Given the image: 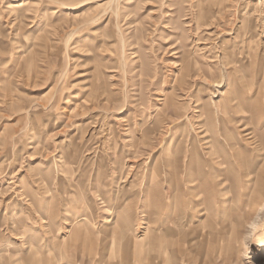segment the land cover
Here are the masks:
<instances>
[{"label":"rangeland","instance_id":"obj_1","mask_svg":"<svg viewBox=\"0 0 264 264\" xmlns=\"http://www.w3.org/2000/svg\"><path fill=\"white\" fill-rule=\"evenodd\" d=\"M194 144L196 172L228 178L216 207L240 203L242 233L228 237L232 210L197 219L185 195L174 264H264V0H0V264H169L177 226L145 200L154 176L167 203L175 170L186 185ZM149 224L167 236L150 242Z\"/></svg>","mask_w":264,"mask_h":264},{"label":"bare ground","instance_id":"obj_2","mask_svg":"<svg viewBox=\"0 0 264 264\" xmlns=\"http://www.w3.org/2000/svg\"><path fill=\"white\" fill-rule=\"evenodd\" d=\"M229 63H230V61H229ZM99 75V74H98ZM93 79H95V81L93 80V82H91L90 81V83H89V90L90 89H92V88H94V85H95V88H99V86L101 85L102 86V84H99L98 82H97V80H99V77L98 76H93ZM235 100H237L236 98L235 99H231L230 100V102L231 103H234V101ZM165 107H167V103H165V105H164ZM232 105L230 104L229 105V107H231ZM228 108V106H226L225 105V109H227ZM196 112H200L199 110H196ZM211 113H213V112H211ZM200 116H202V114L200 113V115H198V117H200ZM201 120V119H200ZM200 124V127H207L208 126V124H207V122H204V123H199ZM205 130V129H204ZM204 130H202V131H204ZM242 130H245L244 128L242 129ZM206 131V130H205ZM249 136L247 139H249V138H251V135H253V137H255V135H254V132L253 131H251V132H247V133H244V135L243 136ZM204 136V138H205V141H204V144L206 145L207 144V146L206 147H204V148H208L209 149V151L211 150V145H212V142L214 141L213 140V138H211V136H210V139H208V138H206V135H203ZM215 140H218L217 138L215 139ZM234 140V138L233 137H228V136H226V146L225 147H227V150L229 149V151L231 152V153H233V151H235V144H234V142H232ZM169 144V143H168ZM216 145V144H215ZM261 145V144H260ZM259 145V146H260ZM171 148H173L172 146H171V144H169L168 146H167V151L165 150V152H169L170 151V149ZM216 148V147H215ZM226 150V151H227ZM233 150V151H232ZM256 150H257V153H258V156L260 157H262L263 159H264V147H259V148H257L256 147ZM207 152V151H206ZM212 152H213V150H212ZM235 152H237V151H235ZM239 152V151H238ZM208 154V153H207ZM220 154V153H219ZM173 155H174V153H173ZM202 154L199 152V150H198V147H197V145H195L194 144V146L192 147V149H191V159L189 160V163H191V166L193 167L192 168V170H191V166L190 165H188V168H190V170H189V175H188V177H187V182H186V185H184L183 184V182H182V180H181V178H180V176L181 175H179L178 173H176V172H178L177 170H175V172H174V175H173V187L171 188V189H173V191H172V195H171V197H170V201L167 203V202H165V200L162 198L163 196V194L162 195H159V194H154V191H155V189L157 188V189H159L158 187L160 186V180H158L155 176L153 177V180H152V190H151V193H150V195H148V197L146 198V200H145V203H147V207H149L150 209V212H151V210L153 211V213H154V215L155 216H159V215H161V216H163V212L164 211H167L166 213H165V217L168 215H170L171 217H172V220L175 222V224L174 225H176L177 226V228H168L167 229V231H168V233H170V231L172 230L173 231V233H172V238H174L173 239V241H172V243H171V245H172V256H171V259L169 260V264H174L175 262H177V260H178V255L177 254H179V253H182L183 254V249L186 251V245H187V243L189 242L188 240H187V237H188V235H189V233L187 232V230H186V225L182 222V219H183V216H185L186 215V213H185V209H184V205H185V199H186V197H184L185 195H192V198H190L189 197V199H190V201H189V203H188V207L190 208V211H194L197 215H194L193 214V216L194 217H197V219H198V216H199V214H206L207 213V211H208V215L209 216H212V214H213V212L215 211V210H217V212H216V214L217 215H219V213L221 212V209H222V211L224 212V211H229L230 212V210H232V212H230V218L229 219H227V222H229V223H231V225H229L228 227L229 228H226L225 230H227L228 232H229V234H228V237L230 238V239H232V236H233V231L236 229V228H238V225L239 226H241V224H236L235 223V221L239 218V216L238 215H235V214H237L238 213V210H236V208L238 207V205L240 204H238L237 202H234V203H232V204H230V203H228V204H225V205H221L220 207V210H219V207H216V205H215V203H214V199L217 197L216 195V192H220V188H219V190H218V188H217V186H219V185H221V187L223 188V189H221V191L222 190H225L224 188L229 184L228 183V179H224L223 181L221 180V173H219L215 168H214V166H213V164H212V172H210V173H208L207 175H205V176H201L200 175V173L199 172H196L197 171V168L198 167H201V165H198V167L197 168H195L194 167V162H195V160H197V159H200V160H203L204 161V163H205V159H204V156L202 155ZM209 156V155H208ZM213 159H216V158H211V161L213 160ZM227 159V158H226ZM165 163L166 164H168V161H167V159L165 158ZM223 161H225V160H223ZM244 161H246L247 162V168H248V173L245 175V179H244V182H243V187L241 188V189H244V190H249L248 192H250V194H251V185H253V187H254V189H252V195H254L255 194V192L256 191H258V189L261 187V176L259 175L261 172H260V170H259V168H257V171H256V173H255V178H256V181L255 182H253V184H251L252 182V174H253V171H252V169L254 168H252V165H251V167H250V164L252 163L251 162V158H249L248 160H241L240 161V163H243ZM170 163H171V161H169ZM200 163L202 164V165H204V163L202 162V161H200ZM229 163V162H228ZM233 163V162H232ZM172 165H173V162L171 163ZM205 164H207V163H205ZM234 164V163H233ZM208 165V164H207ZM232 165V164H231ZM174 167V166H173ZM234 169H236L235 168V166L233 165L232 166ZM229 169V168H228ZM218 170L220 171V168H218ZM238 170V169H237ZM174 171V170H173ZM236 171V170H235ZM204 173H207V171H205ZM204 177V181L206 180V182H203V183H205L206 185L205 186H202V185H197V184H195L196 183V178L197 177ZM200 177H199V179H200ZM252 187V188H253ZM228 188V187H227ZM157 189H156V191H157ZM156 191H155V193H156ZM201 192L202 193H206L205 194V196H206V200H204V201H202V202H200L199 200H202L201 198H202V195H201ZM222 192H224V191H222ZM160 193H163V192H160ZM221 193V192H220ZM219 193V194H220ZM137 197V196H136ZM253 196H250V198H252ZM227 198V197H226ZM218 199V198H217ZM253 199V198H252ZM252 199H250V200H252ZM34 200H36L35 198H34ZM38 200V199H37ZM83 200V199H82ZM109 200V199H108ZM230 201V200H229ZM36 202L37 201H34V203L36 204ZM225 203H227V201H224ZM239 202H240V200H239ZM81 204H77V206L75 205V206H73V204H72V206H68L67 208H65V216H66V219H68V218H71V217H73V216H76V214H78V212H79V210H78V208H80L81 210H83L84 211V207H85V203L83 202H80ZM130 203V202H129ZM88 206V209H89V204L87 205ZM86 206V207H87ZM74 207V208H73ZM130 207V206H129ZM43 208H44V206H43ZM77 208V209H76ZM188 208V209H189ZM76 210V211H73V210ZM235 209V210H234ZM41 210V209H40ZM128 210V209H127ZM129 210H131V209H129ZM128 210V211H129ZM204 210V211H203ZM118 211V210H117ZM128 211H126L125 213H121L120 214V217L118 218V220H119V224H117L116 222H113L112 223V227L111 228H113L114 230H118V228H120L121 229V231H118L119 232V235H122V237H123V235L125 234V233H128L127 231H131V230H134L135 229V225H134V223H135V217H134V215H133V213L134 212H132V211H130V212H128ZM50 212V211H49ZM48 212V213H49ZM81 212V211H80ZM124 212V211H123ZM146 212V211H145ZM184 213H185V215H184ZM50 214V213H49ZM142 216H148L146 213H143L142 214ZM226 216H228V214L226 215ZM49 217H51V216H49ZM117 219V218H116ZM159 217H158V219H156V221H157V223H158V221H159ZM54 220H55V217L54 216H52V218H50V222H51V224H54ZM83 220L86 222L87 220H88V217L86 216V217H83ZM171 220V221H172ZM120 221H124L125 222V225H123L122 224V222H120ZM123 222V223H124ZM87 223V222H86ZM156 223V224H157ZM189 223V222H188ZM173 224V223H172ZM86 225V224H85ZM161 225V224H160ZM189 227V226H188ZM210 228H213V226L212 225H210ZM215 228V227H214ZM146 231H145V233H144V237L145 238H147V239H149L150 240V242L152 241V240H154V239H156V238H158V237H162V238H164L165 236H167V235H165V234H160V236H158L157 234H156V232H155V230L152 228V225H148L146 228ZM156 229V228H155ZM213 230V229H212ZM241 230H242V228H238L237 229V231H238V233H239V235L242 233L241 232ZM171 231V232H172ZM117 232V231H116ZM175 232H177L178 233V236H177V234L175 235ZM215 234H213V232L212 233H210L209 234V236L210 237H212V236H214ZM170 236V235H169ZM234 238V237H233ZM176 240V241H175ZM196 240V239H195ZM202 241V240H201ZM204 241V240H203ZM201 243L202 242H200L199 244H198V247L201 245ZM170 245V246H171ZM174 245H176V246H174ZM182 245V246H181ZM177 247V248H176ZM171 248V247H170ZM166 249H164V253H165V256L167 255L166 253H167V250L165 251ZM177 250V251H176ZM239 250V249H238ZM211 260V259H210ZM210 260L208 261V262H210ZM163 264H165V262L163 263ZM209 264V263H208Z\"/></svg>","mask_w":264,"mask_h":264},{"label":"crops","instance_id":"obj_3","mask_svg":"<svg viewBox=\"0 0 264 264\" xmlns=\"http://www.w3.org/2000/svg\"><path fill=\"white\" fill-rule=\"evenodd\" d=\"M223 173V172H222ZM228 174H229V172H228ZM228 179V178H227ZM216 199V198H215ZM215 199H214V203H215V205H216V202H215ZM206 200V199H205ZM149 208V207H148ZM150 209V208H149Z\"/></svg>","mask_w":264,"mask_h":264}]
</instances>
